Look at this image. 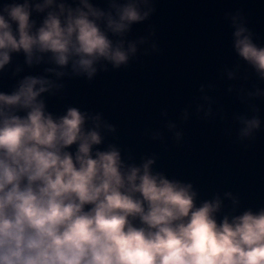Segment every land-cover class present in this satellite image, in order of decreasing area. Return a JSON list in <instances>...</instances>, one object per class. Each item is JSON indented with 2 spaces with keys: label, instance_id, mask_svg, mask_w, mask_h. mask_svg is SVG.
I'll use <instances>...</instances> for the list:
<instances>
[{
  "label": "clouds",
  "instance_id": "clouds-1",
  "mask_svg": "<svg viewBox=\"0 0 264 264\" xmlns=\"http://www.w3.org/2000/svg\"><path fill=\"white\" fill-rule=\"evenodd\" d=\"M155 0H5L0 4V72L13 54L24 65L42 64L41 75H25L11 91H0V264H264V207L236 214L240 200L231 191L198 202L193 183L154 170L155 154L136 163L129 152L107 143L116 133L100 112L69 106L49 111L44 94L56 95L64 77L93 80L99 72L127 68L142 54L160 51L147 35L129 39L133 25L148 21ZM42 14V20L34 18ZM236 61L221 73L228 93L245 106L232 114L240 142L261 130L264 99V45L247 27L241 11L226 13ZM256 37V38H254ZM147 45V47H144ZM23 71L17 64L15 77ZM216 85L201 84L195 115L227 123L223 106L209 95ZM192 105L181 110L187 123ZM164 127L180 144L184 133L167 119ZM153 141L164 131L147 129ZM225 135L232 129L226 126Z\"/></svg>",
  "mask_w": 264,
  "mask_h": 264
},
{
  "label": "water",
  "instance_id": "water-1",
  "mask_svg": "<svg viewBox=\"0 0 264 264\" xmlns=\"http://www.w3.org/2000/svg\"><path fill=\"white\" fill-rule=\"evenodd\" d=\"M248 26L264 45V0H238ZM256 38V37H254Z\"/></svg>",
  "mask_w": 264,
  "mask_h": 264
}]
</instances>
